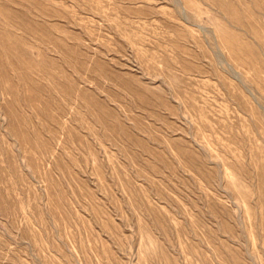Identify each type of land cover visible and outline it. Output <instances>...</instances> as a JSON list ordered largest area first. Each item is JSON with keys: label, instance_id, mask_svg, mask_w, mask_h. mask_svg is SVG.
<instances>
[{"label": "rangeland", "instance_id": "rangeland-1", "mask_svg": "<svg viewBox=\"0 0 264 264\" xmlns=\"http://www.w3.org/2000/svg\"><path fill=\"white\" fill-rule=\"evenodd\" d=\"M0 264H264V0H0Z\"/></svg>", "mask_w": 264, "mask_h": 264}]
</instances>
